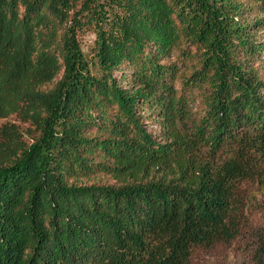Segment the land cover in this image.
Returning a JSON list of instances; mask_svg holds the SVG:
<instances>
[{
  "label": "trees",
  "instance_id": "1",
  "mask_svg": "<svg viewBox=\"0 0 264 264\" xmlns=\"http://www.w3.org/2000/svg\"><path fill=\"white\" fill-rule=\"evenodd\" d=\"M263 72L264 0H0V264H190L235 238Z\"/></svg>",
  "mask_w": 264,
  "mask_h": 264
},
{
  "label": "rangeland",
  "instance_id": "2",
  "mask_svg": "<svg viewBox=\"0 0 264 264\" xmlns=\"http://www.w3.org/2000/svg\"><path fill=\"white\" fill-rule=\"evenodd\" d=\"M80 46L88 59L93 58L95 36L86 31L80 35ZM264 74V72H263ZM47 85L46 88H50ZM6 121V120H5ZM0 119V125L5 122ZM15 124L27 139L28 124L23 123L15 115L7 119ZM106 183L112 181L101 177ZM90 182H93L91 180ZM264 190L258 179L244 181L238 190L240 209L239 233L229 241L216 242L208 248L196 247L191 255L190 264H258L257 251L264 242Z\"/></svg>",
  "mask_w": 264,
  "mask_h": 264
}]
</instances>
